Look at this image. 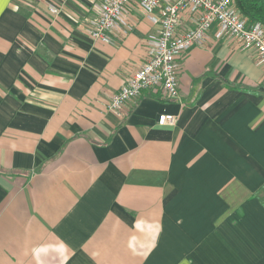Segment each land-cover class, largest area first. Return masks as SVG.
Returning <instances> with one entry per match:
<instances>
[{
    "label": "crops",
    "instance_id": "obj_1",
    "mask_svg": "<svg viewBox=\"0 0 264 264\" xmlns=\"http://www.w3.org/2000/svg\"><path fill=\"white\" fill-rule=\"evenodd\" d=\"M99 1L0 0V264H264V65L213 26L117 117L156 27L94 41Z\"/></svg>",
    "mask_w": 264,
    "mask_h": 264
},
{
    "label": "built area",
    "instance_id": "obj_2",
    "mask_svg": "<svg viewBox=\"0 0 264 264\" xmlns=\"http://www.w3.org/2000/svg\"><path fill=\"white\" fill-rule=\"evenodd\" d=\"M134 4L156 33L145 41L146 57L140 68L111 96L107 110L117 117L127 102L144 91H159L168 100H178L179 61L191 47L203 46L213 26L216 39L233 38L241 51L253 50L256 63L264 65V26L247 23L234 0H100L94 6L95 15L86 21L85 33L94 41L113 42V36L132 29L128 17ZM48 9L54 16L59 14L53 6ZM175 122V116L162 114L157 123L172 126Z\"/></svg>",
    "mask_w": 264,
    "mask_h": 264
},
{
    "label": "trees",
    "instance_id": "obj_3",
    "mask_svg": "<svg viewBox=\"0 0 264 264\" xmlns=\"http://www.w3.org/2000/svg\"><path fill=\"white\" fill-rule=\"evenodd\" d=\"M234 5L247 23L264 26V0H234Z\"/></svg>",
    "mask_w": 264,
    "mask_h": 264
}]
</instances>
